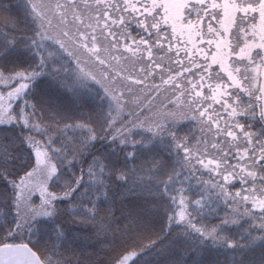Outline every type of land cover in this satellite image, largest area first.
Listing matches in <instances>:
<instances>
[{"label": "snow or ice", "instance_id": "1", "mask_svg": "<svg viewBox=\"0 0 264 264\" xmlns=\"http://www.w3.org/2000/svg\"><path fill=\"white\" fill-rule=\"evenodd\" d=\"M0 264H264V0H0Z\"/></svg>", "mask_w": 264, "mask_h": 264}]
</instances>
